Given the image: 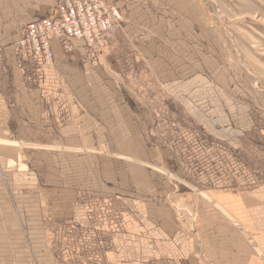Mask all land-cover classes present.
<instances>
[{"label": "rangeland", "instance_id": "374dc122", "mask_svg": "<svg viewBox=\"0 0 264 264\" xmlns=\"http://www.w3.org/2000/svg\"><path fill=\"white\" fill-rule=\"evenodd\" d=\"M149 5L139 45L151 49L143 53L153 80L143 89L164 92L168 107L188 108L183 116L167 109L165 119L197 122L200 161H207L192 163L183 153L159 162L137 146L131 155L117 148L116 157L88 152L65 179L39 180L22 165L0 168V264H175V246L186 245L182 257L190 259V244L158 237L194 236L197 219L214 218L203 194L210 180L196 188L194 167L224 176L217 181L264 186V0ZM139 85L130 89L135 96ZM174 91L187 98L174 101ZM150 100L152 111L162 106ZM15 170L18 177L9 178Z\"/></svg>", "mask_w": 264, "mask_h": 264}, {"label": "crops", "instance_id": "0c3cea01", "mask_svg": "<svg viewBox=\"0 0 264 264\" xmlns=\"http://www.w3.org/2000/svg\"><path fill=\"white\" fill-rule=\"evenodd\" d=\"M104 2L118 8L123 21L105 34L98 65L87 58L84 42L69 40L67 51L63 40H55L50 66L20 41L28 25L56 12L58 0H0V168L6 172L22 165L39 180L65 179L72 162L80 169L88 152L109 156V150L116 157L117 148L125 147L131 155L137 146L146 147L145 155H157L159 162L183 153L190 154L192 163L207 161L204 157L200 161L198 123L182 117L168 123L165 119L167 109L183 116L188 108L180 102L168 107L164 92L143 89L146 81L153 80L150 58L143 53L151 49L139 45L151 0ZM111 74L121 78L123 89L116 87ZM158 82L164 84L159 77ZM135 85L142 89L134 91L137 97L130 90ZM151 97L162 102L155 111ZM171 97L187 98L183 91H174ZM16 172L9 178L18 177ZM216 177L197 167L190 175L196 188L204 187L202 179L210 180L203 194L214 218L197 219L194 236L163 235L158 241L190 244V259L182 257V245L175 246V264H264V186Z\"/></svg>", "mask_w": 264, "mask_h": 264}, {"label": "built area", "instance_id": "2783aa9c", "mask_svg": "<svg viewBox=\"0 0 264 264\" xmlns=\"http://www.w3.org/2000/svg\"><path fill=\"white\" fill-rule=\"evenodd\" d=\"M123 21V15L115 6L104 0H58L56 12L27 26L22 47L52 65V43L63 40L65 50H70L69 40L84 42L87 57L94 63L102 58L106 43L105 34Z\"/></svg>", "mask_w": 264, "mask_h": 264}]
</instances>
